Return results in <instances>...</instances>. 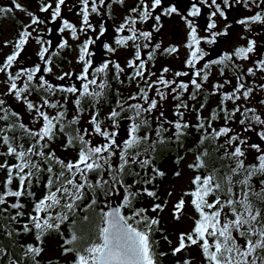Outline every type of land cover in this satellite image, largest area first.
I'll return each instance as SVG.
<instances>
[{
    "label": "snow or ice",
    "instance_id": "6c2138e0",
    "mask_svg": "<svg viewBox=\"0 0 264 264\" xmlns=\"http://www.w3.org/2000/svg\"><path fill=\"white\" fill-rule=\"evenodd\" d=\"M78 2L79 27L62 16L66 0H55L54 6L52 0H41L39 12L50 11L49 21L54 23L59 19L58 31H68L73 40H79L80 34L97 32L99 28L95 40L87 36L77 46L79 73L67 71L55 77L57 81L66 78L72 81L75 77L80 82L79 87L75 82L59 84L47 78L53 73L54 57L59 56L60 50L70 47L68 40L63 39L55 46L56 50H51L53 41L46 40L40 29L46 23L44 19L27 11L17 0H12L10 7H0V17L13 13L14 9L25 11L30 17V23L19 31L17 39L5 42L4 46L11 44L12 51L0 62V74L5 77L0 81L5 85V91L0 93V156L15 161L9 164L5 159L0 163V171L6 173L0 190V230L11 240L26 234L34 235L35 240L26 245L17 244L21 251L15 258H12L13 252L0 247V256L8 257V264H40L38 257L43 252L44 238L67 225L70 234L61 247L64 255H74L72 264H160V258L169 253L156 250L160 241L154 239V234L160 231V220L150 216L149 211L163 212L167 201L153 203L150 209L136 205L143 196L159 200L157 191L149 186L154 185L157 177L165 175L154 162L158 146L168 142L165 133L174 129L172 136L179 143L187 129L195 127L202 134L200 144L209 142L217 153L220 149L223 152L213 157L206 148L196 156V162L189 165L194 170H206V174H197L193 178L194 187L184 192L174 205L173 217L181 218L185 209L184 197L188 196L198 218L194 219L189 232L179 234V245L172 249L171 255L177 256L187 248L197 246L205 264H264V114L256 107L248 106L255 91L264 93V83L253 81L248 84L246 80V77H257L258 73L264 80V55L242 72L237 61H247L257 51L256 40L242 36L241 39H247L246 46H238L197 67L208 55L201 48V42L215 45L217 38L227 36L231 27L225 25L223 30L215 31V18L227 20L226 9L236 6L249 10L255 7L259 10L253 15L236 21L246 31H251L253 24L264 25V0H191L187 14L181 15L188 29L185 47L189 54L184 62L188 71H176L171 79L166 76L171 71L168 67H163L156 76L150 65L154 66L157 55L172 56L179 51L175 45L162 48L161 42L153 43L154 33L163 28L162 17L180 14L175 5L164 6V0H150V3L149 0H137L114 29L115 46L103 43V48L110 54L120 48H131L132 56L126 64L131 71L126 73L125 67L112 59L93 66L95 53L90 51V46L107 32L103 20L97 26L90 17L95 14L111 18L113 5H124L125 0ZM201 5L211 9L205 36L198 34L192 19L201 16ZM157 8L161 11L154 15ZM150 20L153 21L151 29L137 27ZM30 39L39 46L36 53L39 62L16 68ZM213 66H218L220 76H224L225 69H230L236 84L230 91H224V88L232 83L231 80L212 85L207 95H219L220 100L209 116L204 117L201 113L207 106V96L198 108L189 101H196L204 92ZM122 75L125 79H121ZM153 76H156L155 80ZM188 76H191L188 81L178 79ZM112 81L119 85L135 83L137 91L123 97L116 89L115 104L102 117L101 107L108 101ZM5 97L22 104L32 124L39 127L25 124ZM169 97L176 119L168 120L160 111L154 117L156 126L153 128L152 114L158 107L162 108ZM70 98L75 110L71 119L67 109ZM241 101L243 103H238ZM229 102L233 105L231 109L227 107ZM259 105L264 107V99L259 100ZM188 111L196 112L195 125L184 119ZM85 112L89 118L86 126L81 128ZM237 114L240 116L238 121ZM221 118L224 125L218 129L213 127V123ZM122 122H126V135L118 142ZM232 123H238L245 133H255L260 142L249 143L251 137L235 132L230 126ZM166 124L170 127L166 128ZM59 135L66 138L65 151L69 148L76 151L74 160L66 162L51 149V143ZM221 138L223 143H219ZM94 139L98 141L95 144ZM249 151L255 156L246 163ZM175 175L179 176L180 172ZM254 179L259 187L253 183ZM14 181L17 182L15 188ZM41 185L44 194L37 199L33 188ZM171 195L169 192L168 196ZM117 197H120L118 202ZM24 198L32 201L31 212L24 211ZM163 239L171 245L168 236ZM183 264H190L186 256Z\"/></svg>",
    "mask_w": 264,
    "mask_h": 264
},
{
    "label": "rangeland",
    "instance_id": "374dc122",
    "mask_svg": "<svg viewBox=\"0 0 264 264\" xmlns=\"http://www.w3.org/2000/svg\"><path fill=\"white\" fill-rule=\"evenodd\" d=\"M0 2L6 3L10 6H12V0H0ZM23 8L27 9V11H31L34 14L38 15L41 19H44L46 23L44 25L40 26V29L42 30V33L44 35V38L46 40L50 39L48 29L52 30H57L61 26V21L58 19L56 22H50L49 17H50V11L48 13H40L39 8L41 6V0H17ZM53 6L55 4V0H52ZM219 2V0H218ZM137 0H125V4H136ZM150 3V0H149ZM185 3V0H164V6H169V5H175L180 14H173L171 17H162V23H163V28L159 33H154L153 36V42H161L162 47H168L170 45H175L179 48L178 53L173 54L172 56H169L167 59L160 61H156L157 64H163L166 63V67H168L171 71L167 73L166 75H170L173 70L176 68L178 70L181 69L182 63L185 62V59L187 58L189 54V50L185 47V44L187 42V32L188 29L181 19V15H186L187 11H184L182 8V5ZM79 2L78 0H66L65 6H62V16L63 18H66L69 20V22L77 25L79 27L80 22H81V17L78 15V9H79ZM15 11L18 12L19 16L23 18V22L27 25L30 23V17L27 15V12L25 11H20L17 9H14ZM258 9L253 7L251 10L245 9L242 6H236L233 7L231 10H227V20H224L217 16L216 22H217V28L215 31H221L224 29L225 25H231V27L228 28V35L223 36L224 40L222 43H224L223 50L226 51L228 49H232L234 46L237 44H247V39H241V37H247L248 39H255L256 44H257V51L256 54H253L251 58L247 61H242L243 64L246 66H249L252 63V60L256 58H260L261 55H264V25L261 24H254L251 26V31L246 32V30L243 28V26H240L236 23V21L242 17L250 16L255 13ZM102 12H104V9H101ZM115 13L118 15L119 19L123 21V18L125 15L129 13V9L127 6H117L115 5L114 7ZM161 11V8H157L156 13L158 14ZM206 18L205 14H202ZM194 19V22L197 25L198 32L201 34V36L207 35L205 32V23L203 25L198 24V18H192ZM90 20L92 23L95 25H99L102 20L103 23L105 24L107 28V32L104 37H101L99 41H97L95 44L90 46V51L95 53V55L92 57L93 62H100L102 60L106 59H112L114 61H118L121 66L125 67V70L127 69L126 64L129 58L132 56V50L131 48L129 49H124L120 48L116 51L115 54H110L105 51L103 48V43L108 42L111 43L113 46L114 44V37L116 35L114 28L116 27L115 24L118 21L117 18L115 17L114 19L108 18L106 15L103 17L96 16L93 14L90 17ZM153 24V21H149L146 23L143 27H149L151 29V26ZM119 26V25H118ZM137 26H140L138 24ZM17 25H15L12 21L10 20H4L3 25H2V35L0 36V59L4 60L7 54H10L12 51V46L9 44L8 46H4L6 41H12L14 42L17 37H18V30H17ZM29 31H32L31 28H29ZM99 31V28L97 27V32H91L89 31L87 34H80V39L79 40H73L71 38V35L68 31H65L64 33L61 34V40L67 39L68 44L71 45L72 49L71 51H65L64 54H67L68 60L62 63L61 66H57L53 64V73L49 75V80L52 81L53 83H64V82H75L77 86L79 85V81L75 80V77L72 78V81H69L67 78L64 81H57L55 77L61 72H67V71H74L76 73H79L81 66L77 64L76 58L78 55V50L77 46L83 40L87 38V36H91L94 40L96 39V35ZM126 34V33H125ZM35 35V33L33 34ZM251 36V37H250ZM58 45V44H56ZM54 45V46H56ZM207 44L205 42H201V48L206 49ZM39 46L34 42V40L30 39L29 43L25 46L24 51L22 52L19 60L20 63L16 66L18 68L19 66H32L35 63H38V57L36 55L38 51ZM56 48V47H53ZM198 66L202 67V64H198ZM14 68L13 70H15ZM186 69V68H185ZM217 72V69L215 68L213 70V73ZM257 78V77H256ZM5 77L3 74H0V81L4 80ZM258 81L259 83H264V80L260 79V74L258 73ZM1 87H5L3 83H0ZM4 91V90H3ZM264 99V93L261 92H255L252 97L250 98L249 103L252 104V106L256 107L258 111L262 114H264V107H261L259 105V100ZM11 102H13L11 100ZM169 104H170V99L165 101L166 105V112L168 114L169 110ZM166 114V113H165ZM89 117L85 116L83 118V121L86 122ZM28 122H31V117L29 116L25 119ZM39 127V125H36ZM244 136L251 137L252 142L259 143L258 137L255 135L253 132H243L242 133ZM249 141V142H250ZM96 142V141H94ZM262 147H264V144H262ZM58 151L64 150V148H61L58 146ZM71 154H73V151L71 149H67ZM191 158V155L187 157L185 162L183 163L182 166V172L180 173L179 176L170 178L166 186L164 188L165 194H166V199H167V206L164 209L163 217H162V223H163V228L164 232L163 234H166L168 238L172 241L171 245L167 243V241L163 240V246L166 250L172 252V249L175 247H178L179 245V240L178 236L181 232H188L190 228L192 227L193 224V215L194 211L189 204L188 200L186 197L185 199V209L181 214V218L179 220L174 219L173 217V210H174V205L179 201L181 196L183 195L185 189L188 187V183L191 180L192 177V172H190L187 168V162ZM171 192L172 195L168 196V193ZM120 197L116 198V201L118 202ZM190 252L189 256V261L190 264H201V254H200V249L197 246H191L188 248ZM43 254L49 257L53 256H59L60 258H67L68 255L62 254V247L60 244V241L57 239H51V246L43 251ZM171 261L173 262H179V264H183V261L181 258H177L175 256L171 255Z\"/></svg>",
    "mask_w": 264,
    "mask_h": 264
},
{
    "label": "trees",
    "instance_id": "16d2710c",
    "mask_svg": "<svg viewBox=\"0 0 264 264\" xmlns=\"http://www.w3.org/2000/svg\"><path fill=\"white\" fill-rule=\"evenodd\" d=\"M0 7H10V5L3 3V2H0ZM111 18H115L114 12H112ZM4 20H10L15 25H17L18 33H19V31H21L23 29L24 25H26L23 22V18L21 16H19L17 11L14 10L13 13L8 14L7 16H4V17H0V36L2 35V25H3ZM144 25L145 24L137 26V27L143 28L145 30L150 29L149 27H143ZM246 32H250V31H246ZM242 45L246 46V43H244ZM69 46L70 47H68V48L60 50V54L58 57H54V59H53L54 65L61 66L62 63H64L65 61L68 60V56H67V54H64V52L65 51H71L72 47H71V45H69ZM238 46H241V44H237L232 49H228L226 51L223 50L222 54L225 52H232ZM162 48H164V47H162ZM51 50H56V48H52ZM220 56H218L214 59H217ZM168 57L169 56L157 55L155 63L157 60L163 61V60L167 59ZM214 59H211V60H214ZM256 59H258V58H256ZM102 61H104V60H102ZM102 61L93 62V66L98 65ZM206 61H208V60L205 59V61H202L201 64L203 65V63H205ZM0 62H3V60L0 59ZM253 62H254V59L252 60V63L249 66H246L245 64L242 63V61H237V63L240 64V66H241L242 72H246V69L248 67L253 66ZM155 63H154V66L150 65V70L152 72H155L156 76H159L162 68L165 67L166 63L157 64V65ZM197 67H201V66L197 65ZM215 68L217 69V72L213 73V70ZM15 70H13V71H15ZM130 71L131 70L128 68L125 70L126 73L130 72ZM176 71H188V69L187 68L185 69V63H182V67L180 70H178L176 68L175 70L172 71V73L170 75H166V76L169 79H171L173 76V73ZM156 76H153L152 79L155 80ZM47 78H49V75L47 76ZM109 78L111 79V73H110ZM257 78H258V74H257ZM257 78L256 77H246V80H247L248 84H252L253 81H255L256 84H259V81ZM121 79H125V76L122 75ZM178 79L188 81L189 79H191V76L179 77ZM225 79L232 81L231 84L225 85V88H224V91H230L234 87V85L236 84V80L234 79L233 72L230 69H225L224 76H220L218 66H213L211 69V75L209 77V80L204 85V92H202V94L197 98L196 101H189L190 104H195L196 107L198 108L199 103L205 98V96H207V106L203 109V111L201 113V115H203L204 117L209 116L210 111L218 105L219 100H220L219 95L211 96V95H207V93L211 91L212 85L214 83H216V82L223 83V81ZM58 83L59 84H68V82H64V83L58 82ZM79 85H80V82H79ZM79 85L77 87H79ZM116 89H119V91L123 97H127L128 95L137 91V87H136L135 83H132L129 85L126 82L124 85H119L115 81H112V91L109 93L108 101L106 103H103V105L101 107V116L102 117L104 115H106L111 110V107L114 106V104H115V90ZM3 90L5 91V87H1V85H0V93L4 92ZM189 91H191V88L189 89ZM255 92H259V91L257 90ZM5 99L7 100V104L11 107L12 110L20 113L22 121L25 124H27L29 127H37L36 125L34 126L32 124V122H28L25 120L28 116L30 118V115L27 113L26 108L22 104L16 102L11 97H5ZM33 99H35V97H33ZM169 99H170V104H169L168 114L166 112L165 102L163 103L162 108L158 107L157 110L152 114L151 121H152V127L153 128H155V126H156V121H155L154 117L156 115H158L160 111L164 112V116L168 120L176 119V117L173 116V101L171 100V97H169ZM185 99H187V94L185 96ZM11 100L13 102H11ZM238 103H243V101L238 102ZM248 106H252V104L248 103ZM227 107L229 109H231L233 107L232 103L229 102L227 104ZM67 109H68V118L71 119V117L75 114L74 105L72 104L71 98L69 99V102L67 104ZM52 114H54V110H52ZM85 116L89 117L87 112H85L84 116L81 119V124H80L81 128L86 126L85 122L83 121V118ZM239 118H240V116H239V114H237L236 120L238 121ZM184 119L190 125H195L197 123L196 112L195 111L186 112ZM224 123L225 122H224L223 118H221L218 121H215L213 123V127H216L218 129L220 126H223ZM125 126H126V122H122L121 123V134H120V137L118 138V142H119L120 138H122L126 135ZM230 126L234 129L235 132L241 133V134L243 133L242 128L240 127V125L238 123H232V124H230ZM165 127L168 128L170 126L166 124ZM173 131H174V129H171L169 132L165 133V137L168 140V142L163 146H158L157 152H156L155 158H154V162H155L156 167H158L161 171H163L165 173V175L163 177H157L154 185L149 186L153 190L157 191V195L159 197V200H155L154 198L143 196L140 198L139 203L136 205L137 207L143 206V207H147L150 209V206L153 203H162L163 204L165 201H167L165 190H164L166 183L170 178L177 177L175 175V173L177 171H179L180 173L182 172L183 163L185 162V160L187 159V157L189 155H191V158L187 162V168L190 172H192V177H191L190 182L188 183V187L185 189L184 192L190 191L194 187L192 185V180L197 174H201V175L206 174V170H204V169L194 170V169L189 167L190 164H194L196 162V156L199 155L200 152L206 148L209 150V152L211 153V155L213 157L219 156L223 152V149H220L219 153H217L214 150V147L209 142H205V144H203V145L200 144L199 141H200V137L202 134L200 132H198L195 129V127L188 128L186 131V134L181 138V142H179V143L173 138V136H172ZM242 136H244V135L242 134ZM153 139H155L154 133H153ZM94 141H96V142H94ZM65 142H66V138L63 135H59L58 138L51 143L50 147L52 150H54L56 152L57 156L64 159L66 162L70 159L74 160L76 158V155H73V154H76V151L72 148H69V149H71L73 151V154L72 155L70 154V156L67 159L60 155V152L58 151L57 148H58V146H60L61 148H64L63 145L65 144ZM97 142L98 141L96 139L93 140V144H95ZM219 143H223V138H221ZM249 143H253V142L250 141ZM254 156H255V153L249 151L248 160L246 161V163L251 162L253 160ZM177 158H181L179 160V163L176 162ZM5 159H8L9 164L15 162L12 158H6L3 156H0V163H3ZM219 165H220V162L217 160L216 166L219 167ZM5 177H6V173L4 171H0V190H2V182L5 179ZM128 182L130 183L131 181L129 180ZM253 183H256L257 187H259L257 180L254 179ZM16 184H17V182L14 181L13 188L16 187ZM33 191H35L37 199L41 198L44 194V188L42 185L40 187H34ZM186 198H187L189 204L191 205V203H190L191 197L186 196ZM12 199H14V198H10V200H12ZM23 203L26 204V208L24 209V211L26 213L31 212L32 201L27 199V198H24ZM191 207H192V205H191ZM192 209H193V207H192ZM193 211H194V209H193ZM163 213H164V211L163 212H157V213H152L151 211H149L150 216L158 217L160 220V223L158 225L160 231H157L154 234V239H157L160 241V244L158 245L156 250L158 252L162 251V252L169 253L168 255L160 258V264H178V261L177 262L171 261V252L166 250L163 246V240L162 239L164 236H166V234H163V232H164L163 223H162ZM195 218H198V216L194 211L192 227L194 226V219ZM192 227L190 228V230L192 229ZM69 234H70V229L67 225H62L59 232H52V233L48 234L44 238V241H43V245H42L43 251L51 246V239H57L58 241H60V244L62 246L63 240L65 238H67L69 236ZM34 242H35L34 235H32V234L21 235V236L16 237L15 240H11V238L7 237L4 234L3 230H0V247H5L9 252H13L15 255L12 258H15V256L20 255L21 250L19 247H17V244L26 245L27 243H34ZM62 254H63V251H62ZM200 254H201V264H205V261H204V258L202 256L201 251H200ZM38 259L40 261V264H49L50 261L52 262V264H72V261L74 260V255L68 254V257L64 259V258H60L59 256L49 257V256L44 255L42 252L41 255L38 257ZM0 264H8V257L0 256Z\"/></svg>",
    "mask_w": 264,
    "mask_h": 264
},
{
    "label": "water",
    "instance_id": "95a60500",
    "mask_svg": "<svg viewBox=\"0 0 264 264\" xmlns=\"http://www.w3.org/2000/svg\"><path fill=\"white\" fill-rule=\"evenodd\" d=\"M200 23L203 25L206 22V18L204 16H200L199 19ZM50 39L53 41V46L58 44L59 41L61 40V34L57 30H52L51 33H49ZM223 37H218L217 38V43L215 45L208 46L206 52L208 53L207 57L205 59L209 60L212 58H215L221 54L222 50V45H223ZM60 155L64 158H68L70 156L69 151L62 150L60 151ZM189 258L190 252L189 249L187 248L183 253L177 254V258H181L183 260L184 257Z\"/></svg>",
    "mask_w": 264,
    "mask_h": 264
},
{
    "label": "flooded vegetation",
    "instance_id": "af4514ba",
    "mask_svg": "<svg viewBox=\"0 0 264 264\" xmlns=\"http://www.w3.org/2000/svg\"><path fill=\"white\" fill-rule=\"evenodd\" d=\"M106 2H111V0H106ZM190 3H191V0H185V3L182 5V8H183V10L184 11H187L189 8H190ZM115 5H117V6H127L128 7V9H130L131 7H133V6H135L136 4H129V5H126L125 3H124V5H119V4H115ZM115 5H113V8H112V12H114L115 13V11H114V7H115ZM201 8H202V14H205L206 15V23H205V25L208 23V14H209V12L211 11V9H207V8H205L203 5H201ZM202 14H201V16H202ZM115 17L117 18V22H116V24H115V26L117 27L121 22H122V20H120L119 19V17H118V15L115 13ZM109 18V17H108ZM110 19H112V18H110ZM114 19V18H113ZM199 19H200V17H198V24L199 25H202L201 23H200V21H199ZM115 27V28H116ZM114 28V29H115ZM198 34L201 36V34L198 32ZM98 43V42H97ZM224 44V43H223ZM264 44V43H263ZM206 47H208V45L206 46ZM222 51H223V46H222ZM200 63H202V61L200 62Z\"/></svg>",
    "mask_w": 264,
    "mask_h": 264
}]
</instances>
